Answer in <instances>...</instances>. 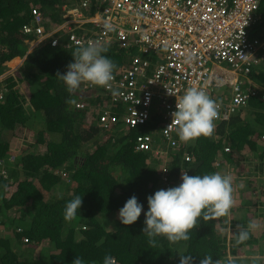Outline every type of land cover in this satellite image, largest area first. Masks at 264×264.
I'll return each mask as SVG.
<instances>
[{
	"label": "trees",
	"instance_id": "trees-1",
	"mask_svg": "<svg viewBox=\"0 0 264 264\" xmlns=\"http://www.w3.org/2000/svg\"><path fill=\"white\" fill-rule=\"evenodd\" d=\"M65 1L0 0V159L8 163L9 173L0 178V213L19 206V222L13 219L17 224H8L12 232L2 231L0 236V264H72L77 256L85 264H103L106 255L112 256L115 264H180L184 254L191 255L190 264H200L205 255L224 264L229 249L221 237L222 216L207 221L198 218L188 240L173 243L158 236L153 246L143 233L147 198L181 183L182 171L189 175L222 174V169L236 162V153L242 152L252 153L255 165L247 171V178H234V200L253 196L254 204L264 203V62L251 73L258 85L257 96L250 99L248 109L243 107L230 120L216 124L219 139L202 135L169 149L162 158L138 151L119 133V142L102 137L96 114L76 106L96 101L95 94L86 93L82 83L69 93L57 77L67 71L75 49L45 44L29 52L26 38L31 36L23 32V25L30 23L31 9L39 7L54 25L62 19ZM260 1L259 19L252 28L257 24L264 28V0ZM102 45L107 47L103 55L118 69L128 56L127 49ZM25 56L15 71L10 69L8 62ZM213 93L216 95L215 90ZM36 112L41 114L36 116ZM223 138L231 145L228 152L220 151ZM13 153L15 160H10ZM187 155L191 160H186ZM77 195L82 197L81 208L71 222L66 221L65 205ZM133 195L144 209L137 221L125 225L119 219V209ZM9 218L0 217V229ZM239 220L242 225L253 218L245 208ZM233 238L231 249L235 252L238 232ZM262 241L264 231L237 246L241 249ZM260 253L264 254V247ZM24 254L27 257H22ZM262 256L256 264H264ZM253 258H244V264H253Z\"/></svg>",
	"mask_w": 264,
	"mask_h": 264
},
{
	"label": "built area",
	"instance_id": "built-area-1",
	"mask_svg": "<svg viewBox=\"0 0 264 264\" xmlns=\"http://www.w3.org/2000/svg\"><path fill=\"white\" fill-rule=\"evenodd\" d=\"M260 4V0H66L62 19L54 25L34 6L23 32L35 38L33 46L47 41L72 50L91 40L127 49L125 62L114 69L112 87L82 82L96 101L76 106L94 112L104 128L124 135L143 128L135 135L136 150L162 158L183 143L175 126L165 128L172 123L176 96L188 86L204 88L216 101L217 121L230 120L257 96L251 73L264 62V35H252L250 30L259 19ZM106 22L112 30L105 28ZM189 54L193 59L186 63ZM218 79L225 84L218 86ZM224 87L230 88L229 97L216 99L213 91ZM167 88L175 94H168ZM224 150L231 148L225 145ZM8 158L15 160V155ZM7 164L0 159V178L8 176Z\"/></svg>",
	"mask_w": 264,
	"mask_h": 264
},
{
	"label": "clouds",
	"instance_id": "clouds-1",
	"mask_svg": "<svg viewBox=\"0 0 264 264\" xmlns=\"http://www.w3.org/2000/svg\"><path fill=\"white\" fill-rule=\"evenodd\" d=\"M105 28L112 30L113 25L106 22ZM34 39L32 36L26 38V42L29 44V52L39 45L49 44L45 41L33 46L32 41ZM106 51V46L89 40L86 46L77 47L72 52L74 60L67 65V71L57 74V77L67 86L69 93L76 91L82 82H89L106 88L112 87L111 81L114 79L116 66L111 58L103 55ZM25 58L26 56L19 59H22L23 62ZM192 59L193 55L189 54L185 57V62L191 63ZM21 63L16 66V69ZM217 84L223 86L225 81L218 79ZM167 90L168 94H175L172 90L168 88ZM171 115L173 117L172 123L165 129L172 130L175 126L174 130L182 142L195 140L202 135L211 136L215 125L221 121L215 120L219 115L216 101L210 97L204 88L194 85L188 86L183 95L176 96V107ZM98 125L101 127L102 137L107 136L111 138L112 142H119L117 138L119 133V136L125 138V142H131L135 147V131L129 135H124L118 129H106L99 123ZM218 137H220L219 134L218 136L215 134L214 138L219 139ZM223 142L229 144V140L223 138V150L220 151L228 152L224 150ZM229 146L231 147L230 144ZM232 180L233 177L230 174L222 175L220 172L189 175L187 171H182L181 183L177 186L162 188L149 195L143 229V233H146L149 238V243L155 246L158 236H165L173 243L188 240L189 230L196 226L198 218L207 221L211 218L227 215L235 203ZM240 187L243 188L244 184L241 183ZM82 202V197L77 195L66 203L63 212L66 221L71 222L77 216V210H80ZM143 209L144 205L133 195L119 209V219L125 225L132 224L140 217ZM257 227L258 223L255 220L249 221L247 228L238 232L236 244L239 245L247 241L251 231ZM191 259V255H181L180 264H190ZM257 259L258 257L253 258V264H256ZM72 264H85V261L77 256ZM92 264H96V262L93 261ZM103 264H115V260L112 256L106 255ZM200 264H221V262L219 259L214 261L210 255H205ZM224 264H244V258L228 257Z\"/></svg>",
	"mask_w": 264,
	"mask_h": 264
},
{
	"label": "rangeland",
	"instance_id": "rangeland-1",
	"mask_svg": "<svg viewBox=\"0 0 264 264\" xmlns=\"http://www.w3.org/2000/svg\"><path fill=\"white\" fill-rule=\"evenodd\" d=\"M261 29V25L257 24L254 25V27L250 30L251 34H256L259 33V30ZM130 58V56H129ZM22 62V59H14L11 62H8V64L10 65V68H13L12 70L15 71L16 70V66L19 65ZM6 75V73L1 74V78H4V76ZM218 90V89H217ZM223 92L224 89H223ZM218 94L220 95V91H218ZM245 108H249V107H245ZM36 116L38 114H41L40 112H36L35 113ZM252 113H248L247 117H251ZM246 115V114H245ZM38 120V119H37ZM39 121V120H38ZM215 124V122H214ZM218 132V129L215 125L213 133H212V137L214 138L215 134ZM220 138V137H218ZM224 145H229L227 143H224ZM42 148L44 146H41ZM39 150H43V149H39ZM252 155V153H249ZM245 153L242 152H237L236 153V162L233 163V166H229L228 168H224L222 169V174H230L233 177V180L235 177L237 178H242L241 176L244 175V178L248 177L247 171L251 170L252 166L255 165V163L253 162V159H251V155H247ZM6 177V176H4ZM232 180V183H233ZM2 189H6L5 187H2ZM8 191V190H7ZM2 193V190H0V195ZM253 196H249L247 197L245 200L241 201L240 197L235 198L236 201V206H233L229 212L227 213V215L222 216L221 217V221L224 224L223 227V231L221 232V237L223 236L226 239V245L228 246V251H229V257H242V258H249L252 259L253 257L259 258V255H263L261 258H264V254L260 253V250L262 249V247H264V241H262L261 243L256 242V243H252L251 246L246 247L244 246L243 248H239L237 245L234 246L235 248V252L232 251V246L234 245V243H232L233 241V237L235 235V232H239L240 230L247 228L249 221L244 225V224H240L238 222H240V218L242 217V214L244 212V209L246 208V212H248V215L250 217L253 218V220H255L258 223V227L254 230L251 231V235L253 234V236H255V238L259 237V235H261V233H263L264 231V203L262 205H258V204H254L256 202V199ZM248 200V203H244V201ZM19 206H13L11 209H9L7 212H1L0 213V217H4L6 215H9V219L7 220V222L5 224H2V227L0 229V236L1 234L4 233H11L12 230L9 229L8 224L11 223H16L14 220H17V218L19 216H17V214L19 213L18 211ZM260 214L259 217H256L257 214ZM5 214V215H2ZM30 214V213H29ZM26 215V220L27 218H30V215ZM14 219V220H13ZM19 222V220H17ZM235 225H233V223H235ZM243 223V221H242ZM17 224V223H16ZM1 225V224H0ZM19 225V224H18ZM21 226V225H19ZM18 226V227H19ZM3 231V232H2ZM24 242L25 239L23 240ZM244 243H248L247 241H245ZM44 247H42L43 249L46 248V244L42 245ZM238 247V248H237ZM232 248V249H231ZM260 248V250H259ZM39 250H35L34 254L37 256L39 255ZM22 257H27V254H24V256Z\"/></svg>",
	"mask_w": 264,
	"mask_h": 264
},
{
	"label": "crops",
	"instance_id": "crops-1",
	"mask_svg": "<svg viewBox=\"0 0 264 264\" xmlns=\"http://www.w3.org/2000/svg\"><path fill=\"white\" fill-rule=\"evenodd\" d=\"M258 35H264V28L259 30V33H257V36ZM263 55H264V52H263ZM222 67L225 70L229 69V67L227 65H222ZM215 70H218V68L215 67ZM223 89L225 92H223ZM218 91H220V95L218 94ZM229 95H230V88L229 87L219 88L218 90H216V99H224L226 97H229ZM133 134H134V132H133Z\"/></svg>",
	"mask_w": 264,
	"mask_h": 264
}]
</instances>
